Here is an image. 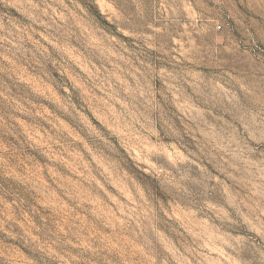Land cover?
Segmentation results:
<instances>
[{
    "label": "rangeland",
    "instance_id": "obj_1",
    "mask_svg": "<svg viewBox=\"0 0 264 264\" xmlns=\"http://www.w3.org/2000/svg\"><path fill=\"white\" fill-rule=\"evenodd\" d=\"M0 264H264V0H0Z\"/></svg>",
    "mask_w": 264,
    "mask_h": 264
}]
</instances>
